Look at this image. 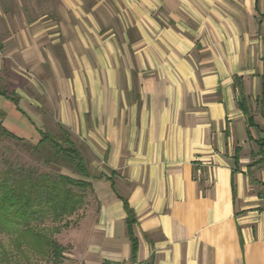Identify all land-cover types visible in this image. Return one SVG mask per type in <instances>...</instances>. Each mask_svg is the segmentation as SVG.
I'll list each match as a JSON object with an SVG mask.
<instances>
[{
  "label": "crops",
  "instance_id": "obj_1",
  "mask_svg": "<svg viewBox=\"0 0 264 264\" xmlns=\"http://www.w3.org/2000/svg\"><path fill=\"white\" fill-rule=\"evenodd\" d=\"M31 1L0 11L1 120L87 163L70 261L264 264V0Z\"/></svg>",
  "mask_w": 264,
  "mask_h": 264
},
{
  "label": "trees",
  "instance_id": "obj_2",
  "mask_svg": "<svg viewBox=\"0 0 264 264\" xmlns=\"http://www.w3.org/2000/svg\"><path fill=\"white\" fill-rule=\"evenodd\" d=\"M0 95L16 105L17 96L9 90ZM15 110H22L15 107ZM0 112V134L22 141L3 126ZM31 138L35 151L45 152V161L57 166L55 171H36L8 165L0 173V234L7 237V245L0 241V261L6 264H37L47 260L62 264L64 246L53 236L68 225V216L83 204L91 182L87 163L71 135L60 128L63 137H52L50 132L33 129ZM37 135V136H35ZM59 165L69 166L81 178L61 173ZM50 223L51 226H48ZM134 245V240H133Z\"/></svg>",
  "mask_w": 264,
  "mask_h": 264
},
{
  "label": "rangeland",
  "instance_id": "obj_3",
  "mask_svg": "<svg viewBox=\"0 0 264 264\" xmlns=\"http://www.w3.org/2000/svg\"><path fill=\"white\" fill-rule=\"evenodd\" d=\"M32 2L37 3V1L31 0H0V11H3L4 9L12 10V12L14 13V20H16V18H21L24 4H30L32 7ZM6 26L7 22H2L0 19V34L5 31ZM4 108L6 109V107ZM4 112L7 114V116L2 118L1 120L3 126H5L13 133L24 137V140L19 141L9 136L0 134V173H2L10 164L14 166L18 165L27 169H34L39 172L47 170L55 171L57 169V166L53 164V162L48 163L47 161H45V152H37L33 149L32 144L34 143V141L31 138V134L35 131L32 128H24L21 122L13 119L12 117H9L7 110H5ZM16 116L18 115L16 114ZM47 131L50 132L52 137H58L59 139L63 137V134L58 128H50L47 129L46 132ZM58 169L61 173L64 174H68L74 177H82L79 174L77 175V173H75L69 166L59 165ZM94 210V200L91 197L90 191H87L82 206L74 214L66 218L69 222L68 225L53 235L56 240L65 248L63 252L65 260L62 264H80L70 261L71 254H74L75 245H77L79 237L82 235L85 228V224L87 223V220L91 218L90 216L91 214H93ZM47 224H49L48 226H51L50 223ZM0 241L4 242L7 245L8 249L10 248L8 239L3 234H0ZM0 264L6 263L5 261H0ZM37 264H50V262H48L47 260H39Z\"/></svg>",
  "mask_w": 264,
  "mask_h": 264
}]
</instances>
